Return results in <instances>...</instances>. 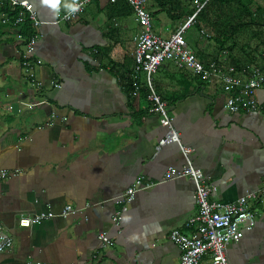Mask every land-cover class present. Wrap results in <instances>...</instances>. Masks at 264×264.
<instances>
[{"label":"crops","instance_id":"crops-1","mask_svg":"<svg viewBox=\"0 0 264 264\" xmlns=\"http://www.w3.org/2000/svg\"><path fill=\"white\" fill-rule=\"evenodd\" d=\"M26 1L42 22L36 71L48 103L23 105L37 97L20 67L17 30L3 26L0 170L8 175L0 180V224L13 242L0 253V264H179L169 233L191 232L186 223L196 213L194 185L187 177L163 178L185 161L177 144L156 150L166 130L150 112L144 75L133 71L134 15L108 0H89L82 14L64 22L66 5L80 0ZM164 14L151 19L159 36L175 30V24L172 31L160 24ZM188 43L204 61L216 54L203 38ZM51 77L58 88L50 87ZM153 85L181 143L193 148V165L213 185V200L232 202L264 190V87L256 92L255 111L231 113L220 82L172 62L159 66ZM139 175L158 184L122 201ZM67 205L74 213L63 216ZM252 207V228L227 247L231 264H264V197ZM40 214L47 216L34 225L18 223L21 215ZM100 233L112 244H103ZM199 264H212L210 256Z\"/></svg>","mask_w":264,"mask_h":264},{"label":"built area","instance_id":"built-area-1","mask_svg":"<svg viewBox=\"0 0 264 264\" xmlns=\"http://www.w3.org/2000/svg\"><path fill=\"white\" fill-rule=\"evenodd\" d=\"M115 3L118 0H108ZM132 9L136 23L140 28L138 35L134 37V67L135 73H142L147 86V98L150 101V112L158 116L160 125L165 128V134L158 140L156 150L167 144H177L184 158L181 169L169 168L164 174V179L187 177L194 185V199L196 213L186 223L191 228L190 233L181 232L174 228L169 233V238L179 249V264H199L205 255H209L212 264H231L226 250L229 244L238 242L246 229L254 224L252 206L264 197V190H251L241 195L232 202H220L210 196L214 190L205 178L203 172L194 167L192 163L193 148L181 143L179 132L174 128L172 118L168 111L167 103L155 91L153 75L159 66L165 62H172L178 69H185L204 81H218L222 89L229 96L226 100V108L231 113L253 112L258 108L256 92L264 87V70L259 66H251L237 72L235 67L224 63L211 62L208 66L202 64L195 54L186 46L184 33L194 20V14L178 26L168 37H162L153 32L151 16L149 15L145 0H123ZM10 7L16 8V13L8 15L1 12L0 22L17 30L16 40L24 51L19 53V63L23 71V77L27 85L33 90L37 98L34 101L23 103L28 109L43 106L48 103L45 96L46 85L37 77V67L42 64L41 58L36 53V45L39 38V28L42 25L37 12L32 9L26 0H8ZM89 0H80L72 6H79L78 10L71 12L69 9L63 12L60 19L70 22L84 12ZM3 4L0 1V5ZM202 7L198 6L197 11ZM25 30H28L25 34ZM51 88H58L60 81L56 77L49 79ZM8 172L0 170V180L6 178ZM158 182L146 180L143 175L137 176L128 186L122 196V201H130L136 192L152 188ZM74 213L71 206L67 205L63 210V216ZM47 215H21L19 225L29 227L38 223ZM120 215L116 212L113 221L118 224ZM103 244L111 245L112 242L105 233L99 234ZM12 238L0 224V253L12 246ZM27 264H47L41 262H29Z\"/></svg>","mask_w":264,"mask_h":264},{"label":"trees","instance_id":"trees-1","mask_svg":"<svg viewBox=\"0 0 264 264\" xmlns=\"http://www.w3.org/2000/svg\"><path fill=\"white\" fill-rule=\"evenodd\" d=\"M0 1L3 2L0 13H16V8L10 7L8 0ZM109 5L113 9L122 8L133 14L131 7L123 0L109 2ZM199 5L202 7L197 11ZM147 11L150 16L165 13L170 23L175 24V29L194 14V20L185 33L190 29L195 30L199 34L195 42L203 38L216 48V54L207 61L203 57L199 59L196 51H192L205 66L211 62L224 63L235 67L238 73L251 66H259L264 70V0H150ZM0 24V34L4 27L12 29ZM190 31L191 36L188 38L191 39ZM185 42L188 47L186 39Z\"/></svg>","mask_w":264,"mask_h":264},{"label":"rangeland","instance_id":"rangeland-1","mask_svg":"<svg viewBox=\"0 0 264 264\" xmlns=\"http://www.w3.org/2000/svg\"><path fill=\"white\" fill-rule=\"evenodd\" d=\"M149 2H150V0H145V6L147 7L148 6V4H149ZM147 9V8H146ZM151 19H152V16H151ZM159 19L161 20V23L160 24H162L163 26H167V25H169V29L172 31L173 30V28H172V26L170 25V19H168V17L164 14V15H162V16H159ZM187 20V19H186ZM161 26V25H160ZM153 28V27H152ZM191 30V31H190ZM189 31H190V33L193 35L192 36V38L190 39V38H188L189 36H191L190 34H189V31L187 32V33H185L184 34V36H185V39L187 40V41H196V40H198L199 39V34L195 31V30H192V29H190ZM140 32V28H139V30H138V32H137V34L136 35H138V33ZM172 33V32H171ZM163 37H168V35L166 34V33H162L161 34ZM24 51V47L23 46H21V51L20 52H23ZM168 62V61H167Z\"/></svg>","mask_w":264,"mask_h":264},{"label":"clouds","instance_id":"clouds-1","mask_svg":"<svg viewBox=\"0 0 264 264\" xmlns=\"http://www.w3.org/2000/svg\"><path fill=\"white\" fill-rule=\"evenodd\" d=\"M66 7H68L71 12H75L78 10L79 6L66 5Z\"/></svg>","mask_w":264,"mask_h":264},{"label":"bare ground","instance_id":"bare-ground-1","mask_svg":"<svg viewBox=\"0 0 264 264\" xmlns=\"http://www.w3.org/2000/svg\"><path fill=\"white\" fill-rule=\"evenodd\" d=\"M179 138H180V136H179ZM195 167V166H194ZM199 169V168H198ZM213 192V191H212ZM212 194V193H211ZM252 209H253V207H252ZM19 221V220H18Z\"/></svg>","mask_w":264,"mask_h":264}]
</instances>
